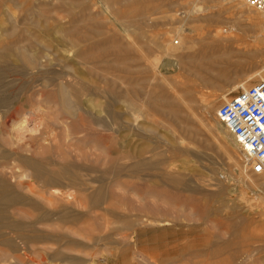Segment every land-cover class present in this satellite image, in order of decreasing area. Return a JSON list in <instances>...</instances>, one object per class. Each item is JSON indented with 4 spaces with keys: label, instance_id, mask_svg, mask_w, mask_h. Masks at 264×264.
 Returning a JSON list of instances; mask_svg holds the SVG:
<instances>
[{
    "label": "rangeland",
    "instance_id": "obj_1",
    "mask_svg": "<svg viewBox=\"0 0 264 264\" xmlns=\"http://www.w3.org/2000/svg\"><path fill=\"white\" fill-rule=\"evenodd\" d=\"M159 1L0 0V42L10 44L11 53L0 52V65L7 61L10 67V91L16 93L18 102L0 124V144L8 148L12 142L8 149L20 148L21 154L35 157L46 149L53 155H47V160L54 162H46L47 168L56 177L61 175L58 180L74 181L48 186L31 169L23 176L17 160L1 163L0 177L9 179L10 198L18 197V201L10 202V219L0 226L6 229L0 235L10 237V248L0 243V264H63L68 260L74 264L73 259L82 257L99 264L108 257L117 264H264V173L246 174L244 154L215 131L219 106L241 88L230 82L204 84L194 73L171 64L192 48L213 42L217 32L230 33L222 44H215L213 52L220 60L213 67L223 70L227 79L239 74L249 87L262 78L252 79L254 69H239L237 62L243 60L241 51L253 35L264 30V14L244 0H169L145 13ZM117 12L133 15L119 21ZM93 27L103 28V35L91 36ZM60 28L74 29L73 37H90L88 44L82 43L88 46L87 52L110 62V79L118 73L123 76L117 88L132 89L140 79L150 80L156 74L190 87L195 102L189 122L201 130L199 137L191 138L180 127H171L166 117L153 114L145 93L141 98L146 100H137L132 115H126L136 123L132 129L113 132L91 123L92 135L85 130L81 134L69 131L65 126L71 118L56 89L15 72L22 64L18 54L23 47L44 63L67 57L63 51L67 47L61 45L57 32ZM179 34L185 38L184 48L178 43ZM139 35L145 44L156 41L162 48L142 55L135 50L125 53L123 45L138 40ZM125 65H132L134 72L116 71ZM75 68L80 71L82 67ZM145 87L147 91L152 88ZM82 105L98 117L108 109L102 96L83 95ZM116 108L119 112L126 109ZM26 114L30 124H24ZM44 121L55 122L57 139L50 135L46 140L33 131L35 123ZM97 133L114 138L105 143ZM231 153L240 166L232 161ZM68 161L76 164L69 165L71 171ZM140 161L143 165L137 166ZM118 165L121 172H116ZM173 179L181 181L176 184ZM94 190L103 195L100 203H91Z\"/></svg>",
    "mask_w": 264,
    "mask_h": 264
},
{
    "label": "bare ground",
    "instance_id": "obj_2",
    "mask_svg": "<svg viewBox=\"0 0 264 264\" xmlns=\"http://www.w3.org/2000/svg\"><path fill=\"white\" fill-rule=\"evenodd\" d=\"M168 1L169 0H162V1L157 2L156 4H152L153 6L146 8L145 13L146 11L148 12L150 9H156V8H160L161 5H166ZM221 1H224V0H221ZM229 1H232V0H229ZM221 14H222V11H220L218 15L216 16L218 17ZM131 15L133 14L132 13L122 14L121 12H117V20L120 21L125 16L129 17ZM74 31H75L74 29H70V28L69 29L60 28L57 30V32L60 33L61 45H64V47H67V48H64L63 50L65 51V53L67 52V57L59 58L56 60L55 63H53L52 61L51 63L49 62L44 63L42 61H39L38 57L35 56L34 53L31 52L28 48L23 47L22 48L23 50L21 51V53L18 54L20 58L19 61H21L22 64L20 67H17V70L15 71L16 73L21 74V75H28L30 79H33L36 82L41 81L40 84L43 87H46V88L54 87L56 89V92L60 96V99L62 101V106H63V109L65 110V113H67L69 117L71 118V122L69 124H66L67 126H65L67 127L69 131H75L76 133L79 132L78 134H81L80 131H84V130L90 132V130L88 129L91 123L94 124L92 125V127L97 125V127H100V129L102 130H113V132L114 131L118 132L120 130H123L124 127H130L132 129L133 126L136 125V123H134V121L131 123L130 119L127 118L126 115L127 114L129 116L132 115V111L136 108V104L138 103L137 100L140 101V99H143L141 98V96L143 95V93H145V95L148 96L149 103L148 102L147 103L152 105L153 107V111H154L153 114H155L156 116L166 117L169 121H171L172 123L171 127H173L175 130H177L176 128L177 126V127H180L181 130L189 133L191 138L196 137V136L199 137L201 130L196 126H193V124H191L192 121L189 122V112L193 108V105L195 102L193 91L190 87L188 86L180 87L178 85V82H176L175 80L171 81V80H168L167 77H164V76L159 77L156 74L150 80L140 79L138 84L132 89L117 88L118 84H121L122 82H124L123 76H121V74L118 73V75L116 74L113 76L112 79H110V74H111L110 62L103 55L99 56L101 58L96 59L91 54H89L87 52L88 46L82 45V43L85 42L88 44V42L90 41V37L87 35L85 36L79 35V36L73 37L71 35L74 33ZM90 33H91V36H99V35L102 36L104 33V29L99 28V27H93L90 29ZM229 34H225L222 31L217 32L215 34V40L213 42L204 43L197 49L192 48L193 51L181 54L179 56V60L177 61V63H171V64L172 65L174 64L175 66L178 65L181 67V69L194 73L197 79L203 82L204 84H215L216 82L217 83L230 82L231 85L234 87L236 86L237 88H243V89L248 88L246 86L248 81H246V79L244 78H241L239 74L233 79L231 78L227 79V77L222 72L223 70L214 69L213 67L214 64H216V62L220 60L218 55L214 54L213 52V49L215 48L214 46L215 44H222L224 40H226V38L228 39L230 37ZM8 35L10 36V32ZM141 39H142V35H139L138 37L139 41L129 40L128 43L123 45L124 52L127 53V51H129V53H131L133 50H135L140 55H142L144 51L159 50L162 48V44L160 42L155 41L151 45L150 44L151 42L149 44L148 43L145 44L143 41H141ZM178 40L176 41H178V43H181V46L184 48L186 45L185 38H183L179 34ZM35 42L33 41L32 43L34 44ZM0 43H1L0 52L10 53V44H4L3 41H1ZM241 52H242L243 60L240 62H237V66L239 67V69H242V70L243 68L244 70L254 69V72L251 75L252 79L257 78V77H260L263 79L264 78V30L261 32L257 31V34L253 35V40L251 41V43L245 46L244 51H241ZM6 62H4L5 66L4 64L0 65V124L3 122V120L5 121V119L9 117L8 114L13 109V107L15 108L16 106L15 104L18 103V102H15L17 100L16 93L10 91V67L7 66ZM2 63L3 62L1 61V64ZM75 65H78L80 68L82 67L80 71L77 68H75ZM133 68L134 67H132V65L131 66L125 65L122 69H118L116 71L117 72L123 71L127 73L126 75H129L128 73L134 72ZM88 75L91 77L90 79L88 78ZM7 78L9 79L7 80ZM147 84H148V87L149 86L152 87L150 91L146 90L145 86H147ZM111 85L113 86V88L109 90V86ZM71 90H74L75 92H72ZM72 94H74V97ZM83 95L92 96V97L102 96L106 98L108 109L104 110L105 115L104 116L101 115L100 117H98L96 115H92L90 111L85 110L83 107H81L83 106L82 105ZM118 106H121V107L124 106L127 109V111L125 109L124 112H119L118 110H116L117 109L116 107ZM3 108L4 110H2ZM30 118L31 117H29V115L25 116L24 124L25 123L30 124L31 123L29 121ZM56 120L57 122L59 121L58 119ZM36 122L38 123L37 120ZM216 122H217V125H216L215 131L221 134L222 140L233 144L232 146H235L240 152H242L247 160V154L243 146L237 140V138L233 136V134L228 130L225 123L222 120H220L218 116H217ZM43 123L44 124L42 125L41 123L39 124L35 123L33 131H35L36 133L38 132V135L45 137L46 140H48L50 135H53V137L55 136L54 139H57L56 132L53 131L55 127V122L49 123V121L48 122L44 121ZM4 124H7V123H4ZM41 126L42 128L40 129L39 127ZM203 128L207 129L208 131L210 130L209 127H207L206 125ZM50 132H52L53 134H50ZM89 134L92 135V132H90ZM99 135H102V134L97 133V137H99ZM107 136L102 135L99 138H102L104 142L106 140H110L114 138L112 137L109 139L108 137H111V136H108V137ZM92 141H95V140H92ZM224 141H220V143H222L220 144L222 147L225 146V144H223L225 143ZM15 142H17L18 144V141L15 140ZM97 142L95 143L97 144ZM38 144L39 146L41 145V147L46 145V144L42 145L40 143ZM11 145H12V142H11ZM11 145H9L10 147L8 148H11ZM8 148H5V145L3 147L0 144V165L2 162L3 164H5L6 162L4 163V161H7L8 159L17 160L21 163L19 170L22 171L23 176H24L25 171H27L28 169H31V171L34 172V176L36 177V179L39 182H42L43 184L45 183V185L58 186V185H63L64 183H65L64 185L66 186L69 185L66 183V182H69L67 181V178H63L62 181L58 180L57 177L60 178L61 175L58 174L56 177V175H54L53 173L54 171H51L47 168L46 162H53V161H50L51 159L47 160V158H49L47 157V155H49L50 153L47 154L48 151H46V149H43V152L40 153V157H35L33 156V154H30V153L22 152L24 154H21V152L19 151L20 148L17 146L16 148L14 147V149L19 148L18 150H13V149L10 150ZM113 151L115 150L113 149ZM51 152H54V150H51ZM229 155H232L230 156L232 161L234 160V162L238 166L241 165V163L238 162L236 156H234L233 153ZM51 156L53 158V155ZM54 159L56 158L54 157ZM70 161H68V163ZM246 163L247 161H245L242 164L243 165L242 169L245 170L246 174L247 173L249 174L251 172H249L248 166ZM70 164L71 163H69L67 166H69ZM71 165L76 166V164H73V163ZM136 165L137 166L143 165V161L137 162ZM7 166L8 165H6V167ZM70 166H69V170L71 171ZM63 167L62 169H65ZM116 169H117L116 172L118 171L121 172L122 171L121 165H118ZM9 170L12 171L11 169ZM60 172H62V170ZM64 174L66 176L71 175V174H66V173ZM255 174L257 175L258 173H254V175ZM9 175H13V173L12 174L10 173ZM1 176H4V175H1ZM4 178L5 179H2L0 177V226L1 227L5 226V225L2 226V223L6 222V221L3 222V220H7V217H8L7 208L10 206V202L18 201L17 200L18 198L15 196L14 198L13 197L10 198V194H11L10 193V181L9 179L7 180L5 176ZM180 181H181L180 179L179 181L176 179L175 180L173 179V183H176V184L180 183ZM70 182H72L71 185L74 183L73 180H70ZM263 185H264V177L262 180V186ZM54 191L56 192V190ZM95 198L96 200L95 199L94 200L97 201L99 196L96 195ZM231 209L232 211H234L235 206H233ZM237 222L241 223V218H238ZM8 224L10 223L8 222ZM3 230H6V229H1L0 231H3ZM8 231L10 232V230ZM7 232H4L2 234H5ZM0 243L10 248V237L7 235H0Z\"/></svg>",
    "mask_w": 264,
    "mask_h": 264
},
{
    "label": "built area",
    "instance_id": "obj_3",
    "mask_svg": "<svg viewBox=\"0 0 264 264\" xmlns=\"http://www.w3.org/2000/svg\"><path fill=\"white\" fill-rule=\"evenodd\" d=\"M244 1L264 13V0ZM217 116L243 146L249 172L264 173V78L225 100Z\"/></svg>",
    "mask_w": 264,
    "mask_h": 264
},
{
    "label": "crops",
    "instance_id": "obj_4",
    "mask_svg": "<svg viewBox=\"0 0 264 264\" xmlns=\"http://www.w3.org/2000/svg\"><path fill=\"white\" fill-rule=\"evenodd\" d=\"M96 195H98L99 198H98L97 201H93V199L96 197ZM86 199H87L86 197L82 198L83 202H85ZM90 199H91V203L97 204V203H100L102 201L103 195L100 192V190L99 191L98 190L97 191L94 190V193L92 194V196L90 197ZM73 261L75 262L74 264H99V262L97 260L89 259V258H84V257L78 258V259H73ZM68 262H72V261L68 260ZM68 262L63 263V264H68ZM100 263L101 264H117V261L114 260V259H112V258H110V257H108V258L102 259L100 261Z\"/></svg>",
    "mask_w": 264,
    "mask_h": 264
}]
</instances>
